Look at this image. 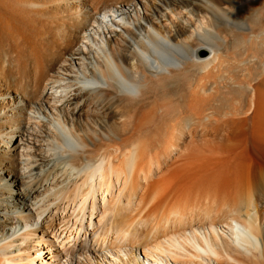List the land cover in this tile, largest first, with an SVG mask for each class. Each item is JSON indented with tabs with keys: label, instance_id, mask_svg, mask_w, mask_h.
Returning a JSON list of instances; mask_svg holds the SVG:
<instances>
[{
	"label": "bare ground",
	"instance_id": "1",
	"mask_svg": "<svg viewBox=\"0 0 264 264\" xmlns=\"http://www.w3.org/2000/svg\"><path fill=\"white\" fill-rule=\"evenodd\" d=\"M0 264H264V0H0Z\"/></svg>",
	"mask_w": 264,
	"mask_h": 264
},
{
	"label": "rangeland",
	"instance_id": "2",
	"mask_svg": "<svg viewBox=\"0 0 264 264\" xmlns=\"http://www.w3.org/2000/svg\"><path fill=\"white\" fill-rule=\"evenodd\" d=\"M203 48H206L205 46H200V47H197L196 49H195V53L198 55V50L199 49H203ZM207 49V48H206Z\"/></svg>",
	"mask_w": 264,
	"mask_h": 264
}]
</instances>
